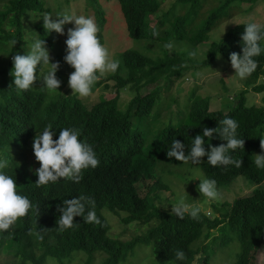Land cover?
Instances as JSON below:
<instances>
[{
  "label": "trees",
  "instance_id": "trees-1",
  "mask_svg": "<svg viewBox=\"0 0 264 264\" xmlns=\"http://www.w3.org/2000/svg\"><path fill=\"white\" fill-rule=\"evenodd\" d=\"M116 1L130 38L166 45L186 42L199 48L209 40L213 30L241 9L239 3L249 1L254 5L257 0H177L179 11L171 20L174 3L165 11L162 9L165 0ZM43 12H56L57 16L60 11L50 10L41 0H0V158L8 161L5 171L15 180L18 193L32 205L8 230L10 235L0 233V264H68L80 255L84 264H92L98 256L102 257L100 264H127L128 256L138 245L149 247L155 264H209L217 251V239L222 246L239 244L240 252L232 264H256V255L264 247V188L260 187L264 169H258L253 161L261 148L260 139H264V97L263 105L248 106L245 96L248 87L264 95V52L254 58L257 68L247 77V88L227 112L212 110L209 98H191L187 111L184 109L185 121L151 128L161 116V111L154 115L152 112L171 84L179 83L191 72L214 66L218 59L231 65L229 54L241 53L244 23L231 28L219 42L211 43L202 61L193 60L185 52L170 55L168 48L156 58L135 50L123 52L116 71L106 78L101 76L92 86V92L103 86L108 96L100 95L99 101L89 107L76 94L63 92L64 83L52 92L36 83L27 91H18L12 85L14 54H25L28 45L37 39L44 41L46 49L55 48L58 34L47 33L42 22L32 20L36 36L29 40L25 36L27 13ZM86 12L95 17L97 36L103 45L107 16L99 0H87ZM159 13L162 15L155 17ZM153 29L158 35L153 36ZM7 49L8 65L1 60ZM110 81L115 83L112 89ZM126 88L132 96L123 111L120 99ZM224 117L237 121L238 136L244 141L243 148L229 153L234 160L241 161L240 167H212L207 164L206 155L199 164L182 163L166 156L174 138L185 144L187 152L195 135H202L203 128L218 130V122ZM48 124L54 127L53 140L58 138L60 128L75 127L81 133L78 139L93 146L99 164L95 169L82 170L78 183L60 179L44 186L35 185L39 162L35 160L32 141ZM205 142L206 152L208 143L212 146L225 143L217 136L205 138ZM186 164L190 167L183 171L201 170L205 178L216 181V188H223L238 177L258 187L249 196L222 204L221 209L217 206L219 216L199 212L196 218L186 213L180 219L171 210L155 204V199L162 202L157 191L168 188L162 182L165 176L159 177L156 172L163 165ZM148 182L152 186L144 194ZM79 195L94 199L99 223H84L82 217H74L71 228L58 231L57 205L62 206L64 199ZM104 212L117 215L125 212L123 224L138 223L148 229L123 242L110 234L111 226ZM213 231L220 233V238L200 243L210 238ZM177 249L185 253L184 261L175 259Z\"/></svg>",
  "mask_w": 264,
  "mask_h": 264
},
{
  "label": "clouds",
  "instance_id": "clouds-1",
  "mask_svg": "<svg viewBox=\"0 0 264 264\" xmlns=\"http://www.w3.org/2000/svg\"><path fill=\"white\" fill-rule=\"evenodd\" d=\"M48 13L42 16V27L47 33L55 31L57 34H64L63 26L72 22L73 27L67 31L66 55L64 61L74 69L68 77V87L71 93L80 97L90 94L94 83L105 73H114L118 68V61L109 59L108 50L100 43L97 33L98 26L93 18L83 15H75L66 12L56 16L58 19H50ZM41 18V17H40ZM39 18V19H40ZM244 25L241 34V53L229 54L231 67L235 76L240 80L247 78L257 68L255 57L264 52V23L255 19H249ZM225 31V29H224ZM222 32V34L224 33ZM153 36L158 35L155 29ZM221 34V36H222ZM220 36V39H221ZM16 42L13 41V45ZM167 47H171L168 45ZM45 65H51L47 73L40 77L39 69ZM57 64L50 63L49 53L43 40H33L27 47L25 54H14L12 56V85L18 91L30 90L34 81H41L43 88L49 92L56 91L60 81L56 78ZM217 128H203L202 135L197 134L192 138L188 151H185V144L173 139L166 149V156L175 158L182 163L191 162L199 164L200 158L207 156V164L212 167L233 165L240 167L241 161L234 160L230 152L243 148V139L237 133L238 123L230 117H224L218 122ZM53 126L45 125L43 130L32 141V151L35 160L39 162V168L35 170L37 187L55 183L60 179H70L78 183L82 178V170L95 169L99 160L92 145L78 139L81 133L75 127L60 128L58 138L53 140ZM217 136L225 143L212 146L208 143V151L205 150V138L211 139ZM261 154L255 155L253 163L258 169H264V139H260ZM8 161L0 158V233H8L11 226L24 217L32 207L29 199L17 191V184L12 176L8 175L5 169ZM197 191L206 199L214 200L218 197L216 181L213 179H199ZM88 211L85 213V207ZM56 212L60 215L56 220L57 230L65 231L73 226L74 217H82L84 223H99L95 212V201L91 197L79 195L78 198L64 199L62 206L57 205ZM178 218L183 219L187 213L191 218H196L199 208L185 204L181 198L176 205L171 206V212ZM175 259L184 261L185 253L182 250H175Z\"/></svg>",
  "mask_w": 264,
  "mask_h": 264
},
{
  "label": "rangeland",
  "instance_id": "rangeland-1",
  "mask_svg": "<svg viewBox=\"0 0 264 264\" xmlns=\"http://www.w3.org/2000/svg\"><path fill=\"white\" fill-rule=\"evenodd\" d=\"M50 8V10L56 11L58 8L60 12L57 13L63 14L66 12L74 13L75 15H83L88 17L90 15L86 12V2L87 0H41ZM101 8L104 10L105 15L107 16V24L103 31L104 43L103 46L108 50L109 59L120 61L123 52L127 50H135L146 55L151 56L152 58L160 57L164 54L165 50L168 48L170 55H174L177 52H185L195 61H202L205 58L206 51L209 48L211 43L219 42L225 34L234 26L238 24L246 23L249 19H255L259 23H264V1L257 0L253 5L249 1L244 3H239L240 10H236L234 15L228 20L222 22L218 28L213 30L210 34V38L207 42L199 46V48H193L190 44L186 42H172L168 45L162 43H154L152 40H134L129 37L128 31L125 27V23L122 17V14L119 9V5L116 0H99ZM175 4L172 15L169 20L175 17L178 14V5L177 0H165L163 3L162 9L168 10L172 4ZM234 5H237L236 3ZM62 9V10H61ZM44 13H27L24 18V24L26 29L25 36L27 40L34 38L32 20L34 23L42 22V16ZM50 19H57L56 12L48 13ZM162 14L159 13L155 17H160ZM33 16V17H32ZM41 17V18H40ZM95 22V17L91 14ZM40 18V19H39ZM155 22V19H153ZM153 24V23H152ZM74 25L72 22L66 23L64 28V34H58V39L55 41V48L47 49L49 53L50 63L57 64V70L55 72L56 78L60 81V84L64 83L63 92H67L70 95H75L71 93V89L68 87V77L69 74L74 71L65 61L64 56L66 55V44L65 40L67 39V31L69 28H72ZM225 29V31H224ZM224 33L222 34V32ZM222 34V36H221ZM221 36V39H220ZM11 52V48H9ZM10 53L7 52L2 54L3 64L8 65V60H10ZM51 65H45L39 69L38 75L43 77ZM109 73H105L102 77L106 78ZM64 76V78L61 77ZM102 77L99 79L101 80ZM41 84V81H34V86L36 84ZM247 78L240 80L235 76L234 69L222 59H218L216 64L212 67L205 68L198 72H191L179 83L171 84L169 92L164 93L163 98H159L155 106L152 115L156 114L158 111H161V116L158 117L155 124H152V129L156 126L159 127V124H170L177 125L178 123L185 121L187 119V114L184 111L190 104V100L196 97H205L210 99V105L212 110H226L238 101V96L241 91L247 88ZM109 86L111 89L114 87L115 83L110 81ZM246 94V104L250 105H263V94H256L250 90ZM108 96V92L103 91V86L97 88L95 91H91L90 94L86 97L81 98L84 103L91 107L99 101L100 95ZM131 93L128 88L124 89L121 92L120 106L124 111L126 108L125 103H127L131 98ZM177 100V103L175 101ZM162 109V110H159ZM152 137H150L151 139ZM262 149L257 152L261 154ZM205 157L200 159V162L204 161ZM190 167L189 164H186L182 167L163 165L161 166L156 174L159 177H164L162 180L163 184L166 185L167 189H161L157 191L160 195L162 202L154 200L155 204L164 210H171V206L177 204V202L183 198L185 204L190 207L195 206L199 208V212L207 216L214 217L219 216L218 207L221 209L222 204L231 202L237 197L249 196L258 186H254L253 183L243 177L236 178L230 184L224 186L223 188H217L218 197L214 200H209L201 196L197 191V186L199 184V179H204V175L199 169L191 168L189 170L183 171ZM152 186V182H148L143 189L145 194L148 191V188ZM264 188V182L260 185ZM154 197V196H153ZM221 206V207H220ZM120 215L114 213L104 212L106 215L109 224L111 226L110 234L119 238L121 241L125 242L130 240L136 235H140L141 232L148 229V226L144 228L140 227L138 223H131L125 225L122 223L121 219L126 216L125 212H119ZM153 224V223H152ZM220 233L213 231L212 235L208 239L202 240L200 243L206 244L212 242L216 238H220ZM215 247L217 248L216 253L211 257L209 264H232L236 261V256L240 252L239 244L237 242H232L228 246H222L220 239H217L215 242ZM102 260L101 256H98L92 264H100ZM83 256H78L68 264H84ZM127 264H155L151 256V250L149 247L138 245L133 253H131L127 260ZM50 264H59L51 262ZM256 264H264V247H262L256 255Z\"/></svg>",
  "mask_w": 264,
  "mask_h": 264
}]
</instances>
